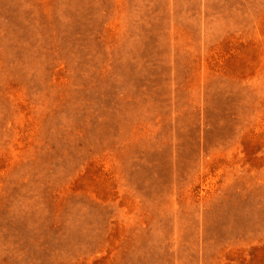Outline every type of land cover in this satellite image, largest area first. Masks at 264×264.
I'll use <instances>...</instances> for the list:
<instances>
[{
    "label": "rangeland",
    "instance_id": "rangeland-1",
    "mask_svg": "<svg viewBox=\"0 0 264 264\" xmlns=\"http://www.w3.org/2000/svg\"><path fill=\"white\" fill-rule=\"evenodd\" d=\"M0 264H264V0H0Z\"/></svg>",
    "mask_w": 264,
    "mask_h": 264
}]
</instances>
